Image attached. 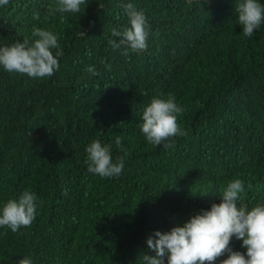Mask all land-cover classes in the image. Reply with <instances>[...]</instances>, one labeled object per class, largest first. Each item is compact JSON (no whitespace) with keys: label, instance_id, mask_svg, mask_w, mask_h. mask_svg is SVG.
<instances>
[{"label":"trees","instance_id":"obj_1","mask_svg":"<svg viewBox=\"0 0 264 264\" xmlns=\"http://www.w3.org/2000/svg\"><path fill=\"white\" fill-rule=\"evenodd\" d=\"M56 2L0 6V46L31 43L40 27L58 34L63 50L52 77L0 66V210L24 190L37 195L31 226L0 227V264L24 256L143 264L142 254H155L147 239L156 230L219 203L232 179L244 181L249 209L264 203V23L244 36L239 0H88L63 18L49 15ZM127 3L145 13L151 32L147 50L124 55L109 40L120 39L113 28L130 27ZM168 93L184 109L178 123L187 135L152 146L142 114ZM95 139L112 145L114 160L123 157L118 177L88 172ZM231 247L246 252L235 237Z\"/></svg>","mask_w":264,"mask_h":264},{"label":"clouds","instance_id":"obj_2","mask_svg":"<svg viewBox=\"0 0 264 264\" xmlns=\"http://www.w3.org/2000/svg\"><path fill=\"white\" fill-rule=\"evenodd\" d=\"M88 0H57L48 9L50 16L64 13H79L81 5ZM9 0H0V6H6ZM99 7L103 8L102 4ZM130 20V27L123 31L112 29L111 35L119 37L109 40L111 47L141 52L147 50L151 32L145 13L137 10L132 3L124 5ZM238 24L243 35L252 36L264 23V4L260 0H239L235 7ZM32 35L33 42L17 40L10 46H0V66L9 73H19L31 78L52 77L59 70V57L63 50L59 45L58 34L51 30L36 27ZM81 35H85L84 32ZM55 50V52H54ZM110 67V66H109ZM89 73L98 74L94 66L87 68ZM184 109L176 103V97L168 93L167 97L156 96L146 106L142 114L141 131L152 146L173 147L174 138L186 136L187 132L178 123V116ZM121 145V138L115 141ZM112 145L93 140L86 148L88 172L101 178L118 177L124 168L123 157L112 156ZM244 181L237 177L222 189L221 200L213 203L210 209H202L191 216L182 225L169 231L156 230L147 239L148 248L154 255L142 254L143 264H264V203H258L249 209L242 200ZM42 203V202H41ZM37 195L24 190L17 198L9 199L0 210V227L18 232L29 227L36 219ZM235 237L242 241L246 252L234 250L231 241ZM18 264H34L30 256H24Z\"/></svg>","mask_w":264,"mask_h":264}]
</instances>
